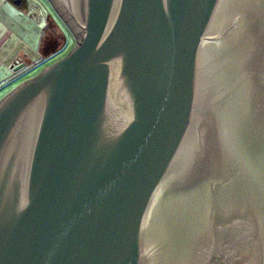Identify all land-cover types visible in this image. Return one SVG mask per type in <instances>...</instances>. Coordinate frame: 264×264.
<instances>
[{"label":"water","instance_id":"obj_1","mask_svg":"<svg viewBox=\"0 0 264 264\" xmlns=\"http://www.w3.org/2000/svg\"><path fill=\"white\" fill-rule=\"evenodd\" d=\"M48 1L74 44L0 97V264H264V0Z\"/></svg>","mask_w":264,"mask_h":264},{"label":"rangeland","instance_id":"obj_2","mask_svg":"<svg viewBox=\"0 0 264 264\" xmlns=\"http://www.w3.org/2000/svg\"><path fill=\"white\" fill-rule=\"evenodd\" d=\"M11 3L15 5V7L17 6L25 14L26 24L22 28L23 32L21 33L22 35L20 38L15 39V36L13 35L10 40L7 41L6 45H4L3 51H9V62L14 58L18 59V56L31 59L32 62L31 64H28V62L26 64L20 62L19 64L24 63V66L16 71L8 65L9 62L7 65L5 64L0 67V97L19 81L35 74L43 66L66 54L74 44L73 36L59 19L57 14L52 10V7L47 0H22L21 4H19L18 0H14L13 2L11 1ZM34 12H36V17L39 18V20L42 16H49L48 21L57 24V33L54 35L55 38H53V44L57 47L56 49L54 48L52 52L42 49L44 56L41 59H36L39 36L32 28L34 22L37 23V18L32 20ZM41 25H44L42 20Z\"/></svg>","mask_w":264,"mask_h":264},{"label":"crops","instance_id":"obj_3","mask_svg":"<svg viewBox=\"0 0 264 264\" xmlns=\"http://www.w3.org/2000/svg\"><path fill=\"white\" fill-rule=\"evenodd\" d=\"M11 1L12 0H0V67L5 64L7 65L9 62V51H3L4 45H6L7 41L10 40L13 35L15 36V39H19L23 32L22 28L26 24L25 14L17 6L15 7ZM35 18H37L36 12H34L32 20ZM41 20L44 23L43 26L41 25ZM48 20L49 16H42L40 20L37 18V23L34 22L33 25L31 24L35 33L39 36L36 59H41L44 56L42 49L52 52V50L57 47L53 44V38H55L54 35L57 33V24ZM20 62H24L25 64L28 62V64H31L32 60L18 56V59L14 58L8 65L12 68L14 64Z\"/></svg>","mask_w":264,"mask_h":264},{"label":"flooded vegetation","instance_id":"obj_4","mask_svg":"<svg viewBox=\"0 0 264 264\" xmlns=\"http://www.w3.org/2000/svg\"><path fill=\"white\" fill-rule=\"evenodd\" d=\"M48 1V0H47ZM48 3L50 4V2L48 1ZM50 6H51V4H50ZM52 7V6H51ZM53 10V9H52ZM54 11V10H53ZM55 12V11H54ZM59 17V16H58ZM59 19L61 20V18L59 17ZM62 21V20H61ZM63 22V21H62ZM63 24H64V22H63ZM65 25V24H64ZM16 65H19V63H16V64H14L13 65V67H12V69L16 66Z\"/></svg>","mask_w":264,"mask_h":264},{"label":"trees","instance_id":"obj_5","mask_svg":"<svg viewBox=\"0 0 264 264\" xmlns=\"http://www.w3.org/2000/svg\"><path fill=\"white\" fill-rule=\"evenodd\" d=\"M12 1H14V0H12ZM19 1V4H21L22 3V0H18Z\"/></svg>","mask_w":264,"mask_h":264}]
</instances>
